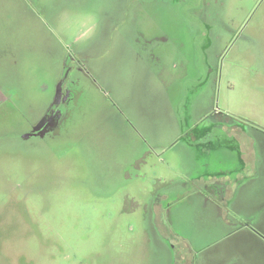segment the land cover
I'll return each instance as SVG.
<instances>
[{
	"label": "rangeland",
	"instance_id": "obj_1",
	"mask_svg": "<svg viewBox=\"0 0 264 264\" xmlns=\"http://www.w3.org/2000/svg\"><path fill=\"white\" fill-rule=\"evenodd\" d=\"M59 90V126L21 138ZM0 93V264H264V0H0ZM185 114L245 130L251 219L167 188L196 174Z\"/></svg>",
	"mask_w": 264,
	"mask_h": 264
},
{
	"label": "crops",
	"instance_id": "obj_2",
	"mask_svg": "<svg viewBox=\"0 0 264 264\" xmlns=\"http://www.w3.org/2000/svg\"><path fill=\"white\" fill-rule=\"evenodd\" d=\"M142 65L149 70L154 66V63L153 61L147 62L142 60ZM146 75L147 74H144L147 82V79L149 78ZM151 78L157 80L156 74H153ZM187 103L190 104L191 109V103H189L188 100ZM180 106L181 104L178 105V107ZM203 120L204 116L200 119H196L194 116L190 117L186 114L183 118L179 119V134L176 135L174 139L177 141L181 140L182 143H184V146H186L184 148L182 147V162L186 163V166L188 167L187 171L190 172L194 170L196 174L189 177V182H184L182 180L180 181V183L182 182V184H169L167 188H174V186L183 187V190L180 191V193L176 197H182L185 194L191 192L192 189L193 192H195L194 190L201 191L203 194L196 195L197 199L194 200V203L199 205V207L201 208L200 212L203 215L215 213L222 215L226 212L229 213V210L224 211L225 213H223V211L221 210V206L223 207L224 205H227L228 208L235 210L234 214L231 211L230 214H236L238 216V214H243L241 206L244 207V203H250V205H252V211H248L249 214L245 217L251 219L252 216L249 215L253 214L254 211H256L253 191H251L250 194L248 193L250 197H248L249 200L247 201H244L242 193L243 188L249 185L251 181H253L256 177L255 174L258 172V162L256 161L254 162V164L251 163L252 165L249 164L250 162H248V159H246V155L248 157L249 154L248 151L244 150L240 144H238V146L236 147H233L229 143L228 139L238 140V135L236 134V132L212 133L211 121H208L206 119L207 121L204 122ZM200 123L202 124L200 125ZM181 126H185V129L182 130ZM220 134L223 136H221ZM154 137L155 136L152 135V139ZM156 147L158 146L156 145ZM156 147L153 148L156 149ZM253 148L256 149L254 142ZM220 151H230V154H232V152H235V159H237L236 162L238 163V169L236 170L234 177L237 179L235 185L234 183H230V179H232V177L229 178V175L231 173L225 174V172H227L229 169L222 168L221 166H219L220 170H217V168L215 170L211 169V167L214 165V161L211 158L210 164L209 157L213 155H217L216 157H220L218 153ZM252 155L254 156V154ZM214 157L215 156H213V158ZM223 157L224 158H221V161L218 162H226V155ZM198 171H202V173H199ZM185 188H187L188 190H184ZM157 197L159 198V202L162 203V201L167 198V195L165 192H161V194L159 192L157 194H154V198H152V200ZM163 208L165 211L166 207ZM174 211L175 209L172 211V220L174 219ZM236 215L235 217H237ZM225 218H227V216H225Z\"/></svg>",
	"mask_w": 264,
	"mask_h": 264
},
{
	"label": "flooded vegetation",
	"instance_id": "obj_3",
	"mask_svg": "<svg viewBox=\"0 0 264 264\" xmlns=\"http://www.w3.org/2000/svg\"><path fill=\"white\" fill-rule=\"evenodd\" d=\"M63 94L64 93L59 90V92L57 93V97L54 98V100L52 101V104L49 105L48 108L45 110V113L40 116V118L33 125L31 130L29 131V133L28 134H24L21 138L27 139L30 136L44 137L45 134L50 133L53 129H55L56 127L59 126L60 119H61L63 113H62V110L60 108H59L60 110L59 109L57 110L56 104L59 103L62 100ZM67 99H69V98L66 97L65 100H67ZM1 100H5V99L2 96V94L0 93V101ZM232 132H236V134L238 135V140L240 142V134L239 133L240 132L245 133V130L241 129V127H240V129L238 128V130H236V131L233 130ZM155 201H159V198L157 197V198L153 199L152 203L155 202ZM152 211H153V209H152ZM153 213H154V211H153ZM152 218H153V214L150 215V219H152ZM157 220H158V218H157ZM159 220H161V219H159ZM157 228H159V227L157 226ZM260 230H262L263 232H261ZM256 235L259 237L258 241L262 242L260 240H262V239L264 240V238H263L264 229L263 228H258V232H256ZM193 263H194V261H193Z\"/></svg>",
	"mask_w": 264,
	"mask_h": 264
}]
</instances>
